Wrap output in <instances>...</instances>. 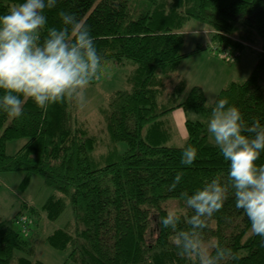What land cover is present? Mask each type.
<instances>
[{
	"label": "trees",
	"instance_id": "trees-1",
	"mask_svg": "<svg viewBox=\"0 0 264 264\" xmlns=\"http://www.w3.org/2000/svg\"><path fill=\"white\" fill-rule=\"evenodd\" d=\"M22 2L0 0V16ZM60 11L86 22L104 57L102 64L132 66L127 89L115 91L99 107L112 147L105 155L95 153L96 135L74 120V101L52 104L45 112L29 100L19 119L0 111V172H23L21 190L33 174L39 175L58 193L41 210L24 203L38 220L57 219L69 203L72 220L46 238L55 249H69L63 264H190L177 254L174 233L161 224L169 211L166 203L176 201L180 211L192 215L180 193L192 194L216 177L226 180L229 162L208 140L206 124L199 120H186L182 146L168 144L172 126L166 116L182 108L210 117L215 101L227 98L247 123L259 119L264 125V0H57L55 8L45 10L41 42L48 28L62 26ZM189 19L209 24L214 38L234 49L241 50L256 35L261 41L250 75L230 82L211 104L199 86L186 90L185 80L166 90L181 60L203 48L181 51L182 28ZM19 138L25 143L8 155L7 142ZM120 141L126 144L123 153L115 148ZM187 145L197 149L191 165L181 164ZM257 164H264V153ZM177 172H183L182 180L169 191ZM14 221L20 231L0 221V264H44L30 257L39 222L33 229L24 214ZM204 235L239 257L229 264H264V239L251 233L250 221L236 208L231 190L222 209L208 220Z\"/></svg>",
	"mask_w": 264,
	"mask_h": 264
},
{
	"label": "clouds",
	"instance_id": "clouds-1",
	"mask_svg": "<svg viewBox=\"0 0 264 264\" xmlns=\"http://www.w3.org/2000/svg\"><path fill=\"white\" fill-rule=\"evenodd\" d=\"M56 5L57 0H23L0 16V111L13 119L23 115L29 100L45 112L65 101L83 105L86 90L102 74L104 57L89 26L75 14L60 11L62 26L48 28L41 42L45 10ZM207 131L229 162L227 178L216 177L192 194L181 192L192 215L169 210L161 224L174 233L177 254L190 264H229L239 257L219 241L207 240L204 230L231 190L236 208L250 221L251 233L264 239V164H257L264 153V125L259 119L247 123L238 107L223 98L215 101ZM196 158L195 147H184L181 164L191 165ZM182 177L183 172H177L168 190H175ZM182 222L188 227L179 228Z\"/></svg>",
	"mask_w": 264,
	"mask_h": 264
},
{
	"label": "rangeland",
	"instance_id": "rangeland-1",
	"mask_svg": "<svg viewBox=\"0 0 264 264\" xmlns=\"http://www.w3.org/2000/svg\"><path fill=\"white\" fill-rule=\"evenodd\" d=\"M182 32L185 34V43L181 50L183 53L189 50L191 52L199 45L203 48L181 60L182 62L177 71L170 77L166 90H171L178 81L185 80L186 90L194 85L199 86L209 104L215 100L218 92L230 82L242 81L250 75L256 64L258 53L261 51V41L256 35L241 50L235 48L239 51L236 58L226 60L221 56L220 49L224 46H227V48L232 46L227 44L226 41L214 38V30L209 24L189 19L184 24ZM131 69L132 66L127 64L119 66L112 62L102 64L101 72L103 76L100 80L92 82L86 90L84 104L80 105L74 102L73 118L77 122L83 123L92 134L96 135L98 145L95 153L98 156L105 155L107 150L112 147L105 129V123L99 113V107L105 105L115 91L127 89L126 76ZM186 93L187 91L183 93L182 98L186 96ZM166 117H169V115ZM208 119L209 117H205L200 113H193L191 120L204 122L207 127ZM207 136L208 140L214 143L209 133ZM25 141V138H19L7 142L6 153L8 155L15 154ZM184 143V140L177 137L174 142L169 141L168 144L182 146ZM115 148L118 153H123L126 144L122 141L117 142ZM23 177L24 173L21 171L0 172V221L8 222L13 229L18 231H20L19 223L14 219L21 214L29 218L31 226L35 221L36 223L38 221L39 226L37 228L32 226L33 229L36 228V235L33 236L34 252L30 257L44 264H63L68 256L69 249H55L49 245L46 238L53 230L63 228L68 221L72 220L71 206L69 203L66 204L63 213L53 221L45 217L38 220L30 209L24 207V203L41 210L47 199L58 193L47 187L41 176L36 174L30 177L27 187L21 190L19 185ZM166 205L169 210H179L176 201H169ZM242 254H244L243 251Z\"/></svg>",
	"mask_w": 264,
	"mask_h": 264
},
{
	"label": "crops",
	"instance_id": "crops-1",
	"mask_svg": "<svg viewBox=\"0 0 264 264\" xmlns=\"http://www.w3.org/2000/svg\"><path fill=\"white\" fill-rule=\"evenodd\" d=\"M191 51H193V50H191ZM181 62H180V64H181ZM180 64L178 65V67L180 66ZM176 71H177V69H176ZM193 113L194 112L186 111V110H184L182 108H176V109L172 110L168 114L169 117H167V120H168V123L172 126L171 127L172 128V133H171V136H170V138H171L170 141L171 142H174V139H176L177 137H179L181 140H184V142L186 141L187 131H186L185 122H186L188 117L192 119Z\"/></svg>",
	"mask_w": 264,
	"mask_h": 264
},
{
	"label": "built area",
	"instance_id": "built-area-1",
	"mask_svg": "<svg viewBox=\"0 0 264 264\" xmlns=\"http://www.w3.org/2000/svg\"><path fill=\"white\" fill-rule=\"evenodd\" d=\"M220 54L226 60H233L238 56L239 51L235 50L233 47L227 48V46H224L223 48L221 47ZM21 221H22V225H24L25 219H22Z\"/></svg>",
	"mask_w": 264,
	"mask_h": 264
}]
</instances>
